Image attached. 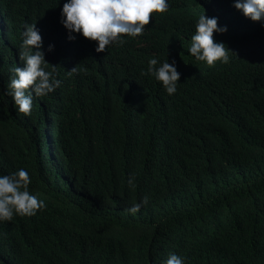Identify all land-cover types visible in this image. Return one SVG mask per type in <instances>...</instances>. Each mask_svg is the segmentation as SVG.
<instances>
[{"label": "trees", "instance_id": "trees-1", "mask_svg": "<svg viewBox=\"0 0 264 264\" xmlns=\"http://www.w3.org/2000/svg\"><path fill=\"white\" fill-rule=\"evenodd\" d=\"M66 2L0 0V176L26 170L46 205L0 220V264H264V20L234 0H167L97 53L69 40ZM203 14L227 27V63L189 53ZM30 24L60 85L25 116L8 93ZM153 58L175 62L174 94L142 75Z\"/></svg>", "mask_w": 264, "mask_h": 264}, {"label": "clouds", "instance_id": "clouds-1", "mask_svg": "<svg viewBox=\"0 0 264 264\" xmlns=\"http://www.w3.org/2000/svg\"><path fill=\"white\" fill-rule=\"evenodd\" d=\"M233 6L252 22L264 20V0H234ZM167 10V0H67L61 10V23L70 33L69 40L74 39L71 34H79L88 41L96 42L95 51L101 53L110 44L126 43L121 39L122 36L142 35L145 26L152 20L151 14H162ZM226 31V26L218 25L217 18L201 15L195 34L191 37L189 53L197 61L206 62L209 67L214 66L217 61L227 63L231 52L224 43L214 39V33L223 34ZM41 48L42 37L35 24L25 25L23 43L18 54L22 66L13 69L14 78L10 80L8 93L19 113L25 116L30 115L32 111V93L37 97L45 96L60 85V81L52 78L58 65L47 63ZM48 51H52L51 45ZM157 65V59H150L147 73L142 75H153L161 82L167 94H174L180 80L175 62L169 63L166 60ZM47 67L51 70H46ZM75 72L77 65L67 71L69 75ZM30 183L29 174L24 169H19L12 175L0 176V220L11 221L14 213L31 217L46 207L42 200L30 193ZM128 184L134 186V177H129ZM147 202L148 197H144L140 203L134 204L127 211L135 214ZM166 264H184V260L180 256L170 254Z\"/></svg>", "mask_w": 264, "mask_h": 264}]
</instances>
